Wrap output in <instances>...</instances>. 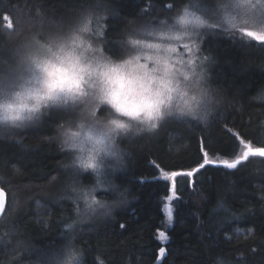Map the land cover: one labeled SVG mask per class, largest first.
Wrapping results in <instances>:
<instances>
[{"label":"trees","instance_id":"trees-1","mask_svg":"<svg viewBox=\"0 0 264 264\" xmlns=\"http://www.w3.org/2000/svg\"><path fill=\"white\" fill-rule=\"evenodd\" d=\"M220 2L167 0L176 5L169 12L164 0H105L106 7L90 28L100 34L107 27L109 40H124L149 19L174 16L190 3L214 9ZM93 4L94 0H0V29L2 15L8 13L20 24L62 28L70 40L74 29L91 20L80 10H90ZM196 40L198 59L210 58L203 61L206 81L221 103L203 124L177 116L154 133L123 141L124 162L111 177L119 188L113 195L119 207L109 217L96 210L83 219L84 208L72 195L77 183L91 185L94 176L77 175L70 164L73 153L58 137V126L71 116L54 111L34 126L0 133V185L7 193L6 213L0 219V264H40L66 246L65 225L73 222L69 237L83 253L84 264H264V158L251 157L236 170L209 166L192 178L194 184L180 178L179 198L167 199L175 178L163 177L164 172L196 166L202 137L216 161L233 157V133L264 140V100L258 98L264 90V50L222 29L205 28ZM98 43L106 49L103 41ZM166 202L173 208L171 226L165 225ZM158 231L168 237L164 243ZM160 248L165 255L156 263Z\"/></svg>","mask_w":264,"mask_h":264},{"label":"snow or ice","instance_id":"snow-or-ice-1","mask_svg":"<svg viewBox=\"0 0 264 264\" xmlns=\"http://www.w3.org/2000/svg\"><path fill=\"white\" fill-rule=\"evenodd\" d=\"M163 6L169 12L176 7L175 3L169 4L167 0H164ZM103 7H106L105 0H94L90 10L81 9L80 12L84 16L90 15L91 20L83 22L81 27L74 29L75 34L70 38V49L61 46V51L64 52V55H57L55 60L45 59L36 66L35 70H31V75L21 85L29 98L50 100L56 98L61 92L79 91L85 80H91L93 74H95L99 76L103 85V95L118 113L131 117H138L143 113L148 120L152 121L160 118V106L165 95L168 94L171 97V95L176 93L177 88L174 87L176 73L183 71L185 79H189L196 71L194 59L191 58L195 56V53L193 48H190L187 43L183 47L188 50L190 58L187 61L181 60L177 63L186 64L192 69V73H189L184 67H177L176 64L172 63L171 54L175 52L173 49H167L164 54H161L158 47L159 43L151 42L152 37L178 32L179 35L170 36V38L180 39L181 36L193 34L190 33V29L195 30L204 27L207 18L216 19L218 14V23L215 25L209 24L207 25L208 28L222 29L231 33L239 32L241 36L249 38V42L255 41L260 49L264 50V0H221L214 9L190 3L184 6L174 17L169 16L163 21L149 19L141 29L133 32L124 40H119L115 37L113 40H109L107 38V27L100 34H97L94 28H90V24L99 19L97 13ZM192 9H195V11ZM237 9L246 10V14L240 17V22L237 21V16L233 14ZM141 12H146V9H141ZM2 20L3 30L6 31H12L20 24L18 18L13 19L8 13L2 15ZM82 20L83 17L78 15L77 22ZM105 24H107V21H105ZM153 24L161 25V28L166 31L153 29L151 27ZM85 36L90 41L85 50L92 52L98 60L107 51L108 57L124 62H105L103 63L102 71L98 68L94 69L91 63L85 64L76 53V48L83 46ZM97 41H103L106 49L93 47ZM112 43L116 44L115 48L111 47ZM146 50L154 51L149 54ZM209 59V57H204L203 61ZM149 61H151V65L148 63ZM201 75L205 76L203 68H201ZM16 95L20 96V93H16ZM258 98L264 99V91L260 93ZM24 107L26 105L23 104H0V109L13 110L20 108L23 110ZM189 110H191L190 106ZM54 111L64 112L69 116L73 115V112L68 108L56 107L51 108L48 113ZM100 111L103 112L105 109L101 108ZM165 122L166 120L160 124L159 128ZM114 123L117 128L123 127V124L119 121H114ZM7 131V129H0V133H6ZM228 131H231V129H228ZM233 137L234 155L230 160L224 159L217 164L216 160L209 157L202 137L200 141L201 161H198L196 166L187 170L165 171V177L175 178L173 183L168 186V192L171 195H168L167 199L179 198L177 196L179 191L177 183L180 178H184L189 184H194L195 181L192 178L209 166H223L228 170H236L249 162L251 157L264 158V140L254 141L238 132L233 133ZM101 143H103V140L98 138L87 137L85 140H81L77 136L74 139V147H78L80 153L76 156L74 162L77 175L81 173L92 174L87 169H94V184L96 187L88 189L77 183L72 188V195L77 202H83L84 208L88 212H95L97 209L105 208V204L98 198L97 189H104L105 192L114 194L119 192L118 186L110 178V173L104 170L103 163L97 162L98 152L94 145ZM89 144L93 146H89ZM76 162H78L79 167L75 166ZM156 167L159 168L160 165H156ZM119 195L123 196V193L120 192ZM5 213L6 193L4 188L0 187V215ZM77 215H79V203L77 205ZM168 217L169 219L172 217V209L170 207L168 208ZM120 227L124 228L125 225L122 224ZM65 228L68 230L69 236H71L74 222L67 223ZM159 237L165 240L168 239L163 231L159 232ZM67 248L71 249L70 243ZM159 252L164 254L165 249L160 248ZM69 256L76 264H83V253L78 257L75 252H70ZM56 264H63L59 256Z\"/></svg>","mask_w":264,"mask_h":264},{"label":"clouds","instance_id":"clouds-1","mask_svg":"<svg viewBox=\"0 0 264 264\" xmlns=\"http://www.w3.org/2000/svg\"><path fill=\"white\" fill-rule=\"evenodd\" d=\"M212 2L215 4L216 0H212ZM234 13L237 16V21L240 22V17L246 14V10L237 9ZM218 20V14L216 19L207 18L205 26L215 25ZM87 45L88 43H84L82 47L76 48V53L82 62L91 63L94 69L98 68L102 71L103 63L109 61L112 63L124 62L108 57L106 54L100 56L98 60L92 52L85 50ZM61 46L66 49L71 47L69 35L59 27H37L22 23L12 31L0 29V104L26 105L23 110L20 108L0 109V129H7L6 134L15 133L36 125L53 107L68 108L73 112V115L71 119L58 126L57 133L62 146L73 152L71 161L73 166L76 156L80 154L79 148L74 147V139L77 136L81 140H85L87 137L103 140V143L94 145L98 152L97 162L103 163L104 170L110 173L111 178V173L124 162L123 141L154 133L164 120L177 116L203 124L210 119L221 103L218 94L198 70L189 79H185L183 71L176 73L174 87L177 88V91L171 97L168 94L165 95L160 106V118L152 121L148 120L143 113L138 117L118 113L103 95V85L99 76L95 74L91 80H85L79 91L61 92L56 98L50 100L29 98L21 85L31 75V70H35L43 60H55L57 55H64ZM93 47L96 46L93 45ZM158 47L161 54H164L167 49H173L176 52L175 47L167 44H159ZM185 68L189 73H192L190 67L185 65ZM16 93H20V96H17ZM189 106L191 110H189ZM101 108H104L105 111L101 112ZM114 121L121 122L123 127L117 128ZM89 146L93 145L89 144ZM75 166L79 167L78 162ZM87 171L94 175V169H87ZM93 187H96L94 183L86 186L88 189ZM103 203L105 208L99 210L109 215L119 207L116 202ZM69 243L71 249L67 248ZM70 252H75L78 257L82 255L80 248L71 239L62 249L44 257L40 264H56L58 256L63 264H76L74 260L70 259Z\"/></svg>","mask_w":264,"mask_h":264},{"label":"rangeland","instance_id":"rangeland-1","mask_svg":"<svg viewBox=\"0 0 264 264\" xmlns=\"http://www.w3.org/2000/svg\"><path fill=\"white\" fill-rule=\"evenodd\" d=\"M192 10L195 11V9H192ZM197 14H200V13H197ZM233 14L235 15V13H233ZM176 15H174V16H176ZM170 16H172V15H170ZM174 16H172V17H174ZM163 20H165V19H161L160 21H163ZM151 27L153 29H156V30H165V29H162L161 28V25H159V24H153ZM205 28H208V27L207 26H204V27H201L200 29H195V30L190 29V33H193V34L187 35V36H181L180 39L170 38V36L179 35L178 32H173V33H170V34H166L164 36L156 35V36H154V37L151 38V42H153V43H159V44H167V45H170L171 47H175L176 48V52H174V53L171 54V61H172V63L176 64L177 67H185L186 64L185 65H181V64H179L177 62L178 61H181V60L187 61L190 58V54H189L188 50L183 47V45L187 43L190 48H193V52L195 53V56L194 57H191V58L194 59V63H195V66H196V70L201 71V68H203V70L205 72V78L207 79L209 77V74L206 71V69L204 68V65L202 64V61L203 60H199L198 59L199 58V54H198V41L196 40V38H198V36L200 34V31L203 30V29H205ZM228 33H229V36L230 35H233V34H239V35H241L239 32H235V33L228 32ZM232 37L237 38L238 36H232ZM69 42H70V40H69ZM89 42L90 41L85 36L84 43H89ZM95 46L97 48H101L100 45H99V43H98V41L96 42ZM146 51H148L149 54H152V52L154 50H146ZM208 61H210V60H208ZM148 63L151 65V61H149ZM185 70H187V68H185ZM258 96H260V94ZM261 100H264V99H261ZM67 151L68 152H71L69 150H67ZM71 153H73V152H71ZM68 165H69V162H68ZM118 167L111 173V177H113V173L119 169ZM93 179H94V177H93ZM97 190H99V189H97ZM115 194L112 193V192H108V194H106L105 190L104 189H101V191L98 192V197L99 198L101 197L102 199H104L103 202H115L116 198L113 197V195H115ZM80 205H81V207L83 206V208H84L83 202H80ZM166 205H167V207H166ZM169 207L172 209V215H173L172 205H170L168 202H166L164 204V207H163L164 218H165V225L166 226H171L172 225V217H171V219H169V217H168V208ZM97 210H99V209H97ZM87 214H88V211H86L85 208H84V210L81 212V217L84 219V217ZM102 216L103 215L101 214V217ZM96 217L99 218L98 216H96ZM107 217H109V214H107ZM159 232L160 231H158L157 237L160 239V241L162 243H164L166 240L159 237ZM64 238H65L66 241H69V239L72 240V238L69 237V236H65ZM164 255H165V252H164V254L159 253L156 263H159ZM83 264H84V261H83Z\"/></svg>","mask_w":264,"mask_h":264},{"label":"water","instance_id":"water-1","mask_svg":"<svg viewBox=\"0 0 264 264\" xmlns=\"http://www.w3.org/2000/svg\"><path fill=\"white\" fill-rule=\"evenodd\" d=\"M222 160H224V159H222ZM222 160L217 161V164H219V162ZM163 177H165L164 174H163ZM169 178L171 179V181H173V178H171V177H169ZM0 187H2V186L0 185ZM5 193H6V191H5ZM6 202H7V196H6ZM1 217H2V215H0V219H1Z\"/></svg>","mask_w":264,"mask_h":264},{"label":"bare ground","instance_id":"bare-ground-1","mask_svg":"<svg viewBox=\"0 0 264 264\" xmlns=\"http://www.w3.org/2000/svg\"><path fill=\"white\" fill-rule=\"evenodd\" d=\"M6 196H7V193H6ZM7 203V202H6Z\"/></svg>","mask_w":264,"mask_h":264}]
</instances>
